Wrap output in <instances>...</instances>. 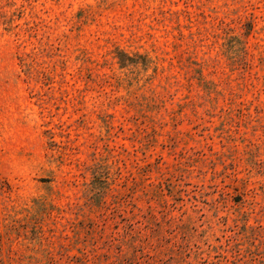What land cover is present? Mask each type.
Segmentation results:
<instances>
[{"label":"rangeland","instance_id":"374dc122","mask_svg":"<svg viewBox=\"0 0 264 264\" xmlns=\"http://www.w3.org/2000/svg\"><path fill=\"white\" fill-rule=\"evenodd\" d=\"M0 264H264V0H0Z\"/></svg>","mask_w":264,"mask_h":264}]
</instances>
